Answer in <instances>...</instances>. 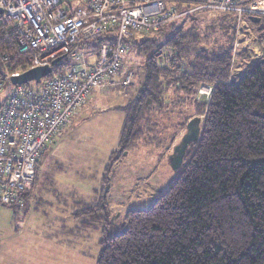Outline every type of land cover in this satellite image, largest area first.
Returning a JSON list of instances; mask_svg holds the SVG:
<instances>
[{
    "label": "trees",
    "instance_id": "1",
    "mask_svg": "<svg viewBox=\"0 0 264 264\" xmlns=\"http://www.w3.org/2000/svg\"><path fill=\"white\" fill-rule=\"evenodd\" d=\"M167 1L180 11L207 0ZM231 14L220 12L223 22L231 21L225 31L232 35L210 52L199 48L198 24L184 28V21L165 22L154 33L128 40L131 50L145 55L144 82L132 98L116 107L124 118L103 183L114 162L135 143L160 144V116L176 113L181 106L202 120L198 139L188 146L167 185L147 207L128 209L116 231L107 192L96 191L90 201L71 200L77 228L100 233L95 264H264V54L252 60L246 47L233 51L236 22ZM246 17L264 43V16H257L258 22ZM105 39L102 35L74 46L91 52ZM163 53L165 64L160 61ZM236 63L243 68L234 77ZM68 65L64 59L46 78L62 74ZM27 68L13 23H0V73ZM201 85L212 87L208 100L198 97ZM30 193L29 189L23 194L20 204ZM56 201L66 203L61 196Z\"/></svg>",
    "mask_w": 264,
    "mask_h": 264
},
{
    "label": "rangeland",
    "instance_id": "2",
    "mask_svg": "<svg viewBox=\"0 0 264 264\" xmlns=\"http://www.w3.org/2000/svg\"><path fill=\"white\" fill-rule=\"evenodd\" d=\"M198 10L204 9L172 21L177 24L184 21V28L198 24L202 37L199 48L205 52L227 43L232 32L225 30L232 26L231 21L223 22L218 11ZM231 16L236 22L233 41L239 40L238 48L251 47L252 60L262 55L256 41L261 47L264 43L246 14ZM226 23L230 24L223 26ZM144 62V54L137 55L131 49L125 53L120 61L119 75L127 71L133 73L128 96H123L122 90L120 94L106 90L104 95L110 99L103 105L104 102L94 99L92 92L43 152L35 183L30 188L31 202H22L19 207L0 206V264H95L100 233L77 228V222L72 219L73 209L69 208L71 200L90 201L96 191L102 189L103 195L107 192L111 222L116 231L128 209L147 207L157 191L167 185L175 173L169 162L172 147L186 131L187 121L198 115L190 108H186L187 111L179 106L175 108L178 112L171 111L157 118L160 144L135 143L114 162L105 183L102 179L109 164L108 157L117 147L124 118L123 112L116 107L132 98L144 82ZM237 63L232 69L234 77L243 68ZM203 96L201 99H205ZM110 104L115 107L106 108ZM183 116L188 118L184 120ZM198 117L202 120V116ZM172 134L174 137L168 142ZM57 196L65 198L66 203L56 201Z\"/></svg>",
    "mask_w": 264,
    "mask_h": 264
},
{
    "label": "built area",
    "instance_id": "3",
    "mask_svg": "<svg viewBox=\"0 0 264 264\" xmlns=\"http://www.w3.org/2000/svg\"><path fill=\"white\" fill-rule=\"evenodd\" d=\"M197 9L264 16V0H209L180 11L167 0H0V23H13L27 69L57 58L69 60L62 74L31 81L36 86L13 84L11 77L21 72L0 73V206L21 203L44 149L95 89L114 84L112 78L130 50L128 40ZM102 35L106 39L95 51L74 46ZM238 42L233 51L245 48H238ZM160 61L167 62L164 53ZM132 77L131 71L123 75L124 92ZM211 91L210 85H201L197 94L208 100Z\"/></svg>",
    "mask_w": 264,
    "mask_h": 264
},
{
    "label": "water",
    "instance_id": "4",
    "mask_svg": "<svg viewBox=\"0 0 264 264\" xmlns=\"http://www.w3.org/2000/svg\"><path fill=\"white\" fill-rule=\"evenodd\" d=\"M249 19H252L254 22L259 21V17L257 16H250ZM262 52L264 54V46L262 47ZM60 63L59 58L54 59L49 65L35 66L26 69L18 75H13L10 80L13 84H26L31 81L40 82L42 78L51 73L52 66ZM199 123L200 117L198 116L189 119L185 125L186 131L181 136L179 143L172 147L173 153L170 156L169 162L174 171L181 166L188 146L198 139L200 132Z\"/></svg>",
    "mask_w": 264,
    "mask_h": 264
},
{
    "label": "crops",
    "instance_id": "5",
    "mask_svg": "<svg viewBox=\"0 0 264 264\" xmlns=\"http://www.w3.org/2000/svg\"><path fill=\"white\" fill-rule=\"evenodd\" d=\"M259 45V46H258ZM256 46H258V47H260V49L262 50V47L260 46V43L259 42H257L256 41ZM247 49H248V52L249 53H251L252 52V49H251V47H247ZM251 56H253V55H251ZM120 73V72H119ZM119 73L116 75V76H114L113 78H112V81H113V85H108V86H106V87H102V88H98V89H95L94 91H93V95H95V98L94 99H96L97 100V102H104V104L103 105H105L106 104V102L105 101H107L108 99H110V97H107L106 98V95H104V94H106V93H104V92H107L108 90H112L113 92H116V93H121V90H122V93L121 94H123V96H128V91H129V87H127V91L126 92H124V89H122V87H120V81L122 80V78H123V76H120L119 75ZM130 86V85H129ZM107 90V91H106ZM93 95H92V97H93ZM116 96V95H115ZM104 100V101H103ZM126 102V101H125ZM124 102V103H125ZM123 103V104H124ZM123 104H121V106L123 105ZM84 105V104H83ZM82 105V106H83ZM120 106V105H119ZM109 107H111L110 109H112V108H114L115 107V104H110V105H108V106H106V108H109ZM118 107V106H117ZM82 108V107H81ZM80 108V109H81ZM45 153V152H44ZM44 155V154H43ZM36 194H37V192L35 193V196H36ZM26 201H30L31 202V197L29 198V199H26ZM33 201H35V202H37L35 199L33 200ZM25 202V201H24ZM64 230V229H63Z\"/></svg>",
    "mask_w": 264,
    "mask_h": 264
},
{
    "label": "flooded vegetation",
    "instance_id": "6",
    "mask_svg": "<svg viewBox=\"0 0 264 264\" xmlns=\"http://www.w3.org/2000/svg\"><path fill=\"white\" fill-rule=\"evenodd\" d=\"M186 125V124H185Z\"/></svg>",
    "mask_w": 264,
    "mask_h": 264
}]
</instances>
